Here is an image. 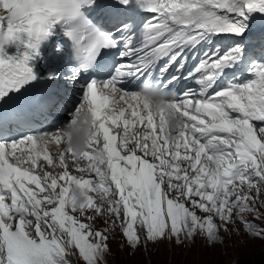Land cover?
Segmentation results:
<instances>
[{
  "label": "snow or ice",
  "instance_id": "snow-or-ice-1",
  "mask_svg": "<svg viewBox=\"0 0 264 264\" xmlns=\"http://www.w3.org/2000/svg\"><path fill=\"white\" fill-rule=\"evenodd\" d=\"M0 6L12 8L0 16V264H69L73 246L97 264L117 225L133 247L137 228L145 243L202 233L211 245L239 222L264 239L246 219L261 215L264 186V31L252 35L264 0ZM36 61L45 71L33 70ZM181 80L196 87L178 91ZM61 81L82 93L70 110L72 97L53 88ZM136 82L143 89L129 90ZM61 109L67 131L33 130ZM102 215L114 217L110 227L93 232Z\"/></svg>",
  "mask_w": 264,
  "mask_h": 264
},
{
  "label": "rangeland",
  "instance_id": "rangeland-1",
  "mask_svg": "<svg viewBox=\"0 0 264 264\" xmlns=\"http://www.w3.org/2000/svg\"><path fill=\"white\" fill-rule=\"evenodd\" d=\"M234 225L235 223L229 224L228 231L240 236L231 238L230 244L225 247L206 248L194 243L189 248L182 249L160 243L150 251L143 247L142 250L129 254L120 247L112 246L109 262L120 264L122 256L123 263L133 257L136 264H264V239L246 238Z\"/></svg>",
  "mask_w": 264,
  "mask_h": 264
},
{
  "label": "clouds",
  "instance_id": "clouds-1",
  "mask_svg": "<svg viewBox=\"0 0 264 264\" xmlns=\"http://www.w3.org/2000/svg\"><path fill=\"white\" fill-rule=\"evenodd\" d=\"M12 8L10 7L8 10H5L3 6H0V16L11 15Z\"/></svg>",
  "mask_w": 264,
  "mask_h": 264
}]
</instances>
